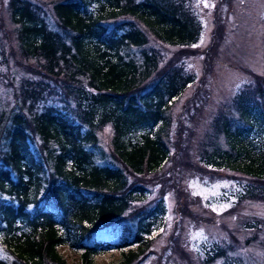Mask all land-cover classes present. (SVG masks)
I'll return each mask as SVG.
<instances>
[{
  "label": "trees",
  "instance_id": "1",
  "mask_svg": "<svg viewBox=\"0 0 264 264\" xmlns=\"http://www.w3.org/2000/svg\"><path fill=\"white\" fill-rule=\"evenodd\" d=\"M197 3L8 0L19 49L36 65L14 107L0 108V264H69L58 250L62 245L80 253L79 264H96L97 255L132 246L116 264H140L151 255L166 263L182 260L174 264H216L226 257L229 264L225 249L206 256L187 248L168 252L166 245L154 249L165 234L152 237L160 222L166 227L158 217L165 213V193L152 198L150 209L134 211V201L147 200L150 192L129 178L162 170L173 146L196 137L195 130L179 127L172 138L171 109L196 80L185 53L204 29ZM168 46L177 53L164 64ZM7 65L0 46V68ZM255 83L236 91L226 110L211 112L208 124L216 134H203L196 154L176 169L177 177L184 168L250 177L236 206L264 200V79ZM203 96L198 89L186 108L195 109L198 122L207 108ZM107 125L113 128L109 149L99 136ZM176 194L178 225L185 216L202 219L184 201L190 192ZM195 197L190 201L202 205ZM263 227L262 218L247 220L244 228L257 231L245 242H262Z\"/></svg>",
  "mask_w": 264,
  "mask_h": 264
},
{
  "label": "rangeland",
  "instance_id": "2",
  "mask_svg": "<svg viewBox=\"0 0 264 264\" xmlns=\"http://www.w3.org/2000/svg\"><path fill=\"white\" fill-rule=\"evenodd\" d=\"M196 7L199 8L204 29L198 44L188 48L190 52L185 53L188 69L196 74V80L188 86L171 109L176 114L173 117L175 122L171 130L172 138L176 139L175 132L179 127L189 128L188 132L195 130L196 137L182 142L183 145L180 143L181 145L173 146L169 160L157 173L129 177L131 182L142 181L147 192H150L147 200L134 201L133 209L137 211L144 207L148 210L154 204L152 198L160 191L165 193V213L158 217L161 221L165 220L167 231L160 222L161 227L158 226L153 232V238L163 230L165 232L163 236L156 237L153 246L156 250L161 251L166 245L168 252L180 254L179 249L187 248L193 255L206 256L218 248L225 249L229 264H264V227L259 236L263 241L259 242L258 239L248 243L245 241L257 230L244 228L247 220L251 218L264 219V200H245L236 206L250 184L247 180L251 178L244 176L241 179L237 176L240 174L235 172H224L218 177L216 173L202 174L186 168L177 177L176 171L177 168L181 170L185 160H190L191 155L196 154V145L202 141L204 135L216 134L208 124L211 112L219 111L220 108L226 110L236 91L242 86H253L257 77L264 79V0H198ZM53 25L55 26L54 23ZM152 43L158 44L154 40ZM0 46L9 63L0 68V108L8 112L16 104L17 91L22 81L31 77L30 70L36 65L34 61L25 59L19 49L18 29L11 20L8 0H0ZM176 48L168 46L163 49L164 64L170 59L174 60ZM198 89L204 95L203 101L205 100L207 107L202 110V122H198V117L195 119L192 116L195 113L194 108L186 109L188 100ZM176 118L181 123H176ZM99 136L102 145L109 149L113 136L112 126H105ZM219 142L224 145L223 137H220ZM193 159L196 163V157ZM179 189L184 193L190 192L184 201H188L202 215V219L195 220L185 216L182 217V224L178 225L176 205L179 195L176 191ZM192 196H198L195 199L200 200L202 205L190 201ZM232 207H235L232 213L222 215ZM231 233L234 235L232 238ZM172 244H176L174 248H171ZM135 247L99 254L95 257V263H119L124 257L123 254ZM58 250L69 264L81 262L80 253L68 245H62ZM181 261L176 256L166 263L165 258L151 255L140 264H174ZM216 264H227V258L217 260Z\"/></svg>",
  "mask_w": 264,
  "mask_h": 264
}]
</instances>
